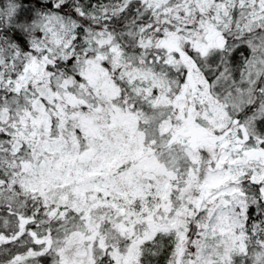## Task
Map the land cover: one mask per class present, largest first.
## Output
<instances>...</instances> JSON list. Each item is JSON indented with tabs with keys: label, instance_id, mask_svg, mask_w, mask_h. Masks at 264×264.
Returning <instances> with one entry per match:
<instances>
[{
	"label": "snow or ice",
	"instance_id": "1",
	"mask_svg": "<svg viewBox=\"0 0 264 264\" xmlns=\"http://www.w3.org/2000/svg\"><path fill=\"white\" fill-rule=\"evenodd\" d=\"M0 264H264V0H0Z\"/></svg>",
	"mask_w": 264,
	"mask_h": 264
}]
</instances>
